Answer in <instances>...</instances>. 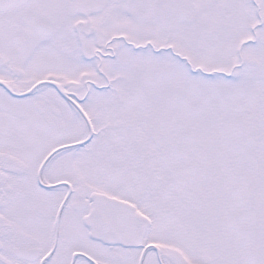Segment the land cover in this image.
<instances>
[{
	"label": "snow or ice",
	"instance_id": "6c2138e0",
	"mask_svg": "<svg viewBox=\"0 0 264 264\" xmlns=\"http://www.w3.org/2000/svg\"><path fill=\"white\" fill-rule=\"evenodd\" d=\"M0 264H264V0H0Z\"/></svg>",
	"mask_w": 264,
	"mask_h": 264
}]
</instances>
